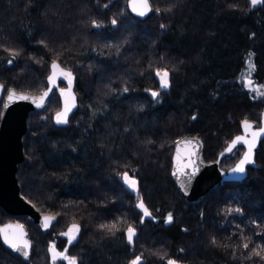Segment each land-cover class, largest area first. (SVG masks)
I'll list each match as a JSON object with an SVG mask.
<instances>
[{"label": "trees", "instance_id": "obj_1", "mask_svg": "<svg viewBox=\"0 0 264 264\" xmlns=\"http://www.w3.org/2000/svg\"><path fill=\"white\" fill-rule=\"evenodd\" d=\"M126 2L0 0V114L9 90L45 89L51 62L72 73L77 100L66 124L55 121V88L42 110L28 113L15 173L19 192L56 221L42 230L0 208V224L21 223L31 240L27 262L0 241V264H52L60 252L77 264H131L136 256L141 264H264L252 255L264 249V138L242 181L221 182L198 203L185 204L170 178L179 138L201 137L203 157L214 159L242 121L259 126L264 98H254L249 80L237 77L252 55L250 80L264 84V7L149 0L150 13L139 19ZM158 69L170 74L167 89H160ZM242 151L237 146L223 156L220 168ZM124 172L138 191L123 183ZM141 199L151 212L143 223ZM169 213L173 220L165 223ZM113 223L114 234L100 228ZM73 224L79 233L69 244L63 233ZM129 225L136 229L132 244Z\"/></svg>", "mask_w": 264, "mask_h": 264}, {"label": "water", "instance_id": "obj_2", "mask_svg": "<svg viewBox=\"0 0 264 264\" xmlns=\"http://www.w3.org/2000/svg\"><path fill=\"white\" fill-rule=\"evenodd\" d=\"M126 5L130 14L136 18L143 19L150 13L149 11L145 16L141 17L138 16L136 12L132 11L130 0H127ZM55 63L58 65V67L56 69H52L51 65L53 64V62L50 63L49 73L46 76V87L39 95H30L23 92L9 90L3 99L2 111L0 114V208L6 214L11 216L25 215L30 223L40 224V228L42 230L48 229L56 221V219L53 215L40 213L21 196L15 173L17 165L23 160L24 157L21 137L26 130V119L28 113L31 111L42 110L52 93V91H49V88L53 90L57 87L59 81L64 80V78L60 75L63 69L57 62ZM54 71L57 74L56 80L53 84H50L48 77L52 75ZM65 84V89H67V81H65ZM45 92H48V95L44 97V100L41 103L40 97L43 96ZM10 93L11 99H9ZM2 94L3 87L0 85V99L2 97ZM21 95L27 96L28 99H19ZM65 95L74 97V102L70 100V103H74V106L71 108V111L68 114L69 118V116L77 107V100L72 86L69 92H67ZM64 101L65 97L60 96L61 106L59 111L63 110ZM37 104H41V106L37 107ZM262 126H264V106L262 107L260 113L259 126L250 128L247 132L242 127L241 132L235 134L226 144V146L217 154L216 158L210 161L205 160L203 157V141L201 137L197 135H186L174 142L171 154L170 178L175 185V188L177 189L179 195L184 200L185 204L200 202L211 189H215L221 182H240L247 176V167H253L255 165L254 151L258 147L259 142L263 140L264 133H261L257 137L256 146L253 149L252 153L253 162L245 166V172L243 174L233 173L231 171V169L234 168L236 164L243 158L245 152H247V145L243 142L237 143V145L235 146L243 147V151L241 153V156L231 167H229L227 170H223L220 168L219 163L223 156L229 154L235 148L234 147L231 149V151H229V146L237 136L251 139L250 133L252 131H258ZM193 138H195L196 143L192 145L184 143L185 141L192 140ZM189 152L196 153V155L193 157V167L185 169V171L189 173L195 171V176L191 178L190 183L188 182V177L181 176L180 179H178L173 175V172L177 170V167L180 164L187 162V155ZM178 156L180 158L179 160H177ZM45 217L49 218V225L47 228L44 227ZM17 225L22 226L23 238L28 242V247L22 249L21 251L14 250L4 242L5 234H7L9 237H12L21 232V229L16 228ZM0 230H3L2 232H0V241L2 245L14 255H17L23 262H27L30 256L31 240L26 235L24 226L16 221H8L0 224ZM24 251L28 252L27 257L23 255Z\"/></svg>", "mask_w": 264, "mask_h": 264}, {"label": "snow or ice", "instance_id": "obj_3", "mask_svg": "<svg viewBox=\"0 0 264 264\" xmlns=\"http://www.w3.org/2000/svg\"><path fill=\"white\" fill-rule=\"evenodd\" d=\"M259 2V0H251V3L253 5H256ZM130 6L132 8L133 12H136L138 16H145L149 11H151V7L149 5V0H130ZM157 12H159V9H156ZM117 23V21L115 19L112 20V24L115 26ZM93 26L94 27H99L100 25L96 24L95 21H93ZM164 25H161V28H163ZM43 43V42H41ZM13 61L9 60L8 63L11 64ZM52 69H56L58 67V65L53 62V64L51 65ZM254 65L250 66V71H254ZM56 73L55 71L53 72L52 75H50L48 77L49 83L53 84L56 80ZM60 75L67 80L68 83V88H61L60 89V94L61 96L65 97V101H64V108L62 111H59L56 113L55 116V121L57 124H66L68 122V114L71 111V108L74 106V103H70V100L74 102V97H69L66 96L65 94L67 92H69L70 88H71V84H72V73L71 72H66V71H61ZM169 72L167 70H157L155 73V76L157 78H159V85H160V89H167L170 86V80H169ZM252 81L249 80L248 84H251ZM49 91H52L51 88H49ZM128 89L125 88L124 92H127ZM48 95V92H45L43 94V96L40 97V101L41 103L44 100V97H46ZM159 95L158 92L156 91H152L151 92V96L155 99L157 98ZM9 99H11V93L9 95ZM19 99L21 100H27L28 97L21 95L19 97ZM41 104H37V107H40ZM195 119V117H193ZM242 127L245 129V131L247 132L248 129H250L252 127V125L247 121H242ZM264 133V126L260 127L258 131H252L250 133L251 139H247L246 137H242V136H237L233 141L232 144L229 146V151H231L232 148H234L237 143L243 142L244 144L247 145V152H245L243 158L236 164V166L234 168L231 169V171L233 173H241L243 174L245 172V166L248 164H251L252 161V153H253V149L256 146V139L257 137L261 134ZM184 143L188 144V145H192L194 143H196L195 138H193L192 140H187ZM179 144V142H178ZM178 152H179V148H178ZM196 155L195 152H189L187 155V162L180 164L177 167V170L175 172H173V175L176 176L178 179H180L181 176H185L189 178V183L191 181V178L195 176V171H192L191 173L185 171V169H189L192 168L194 165V160L193 157ZM179 156L177 157V160H179ZM122 179H123V183L132 191H138V181L134 178V177H130L128 172H124L122 174ZM187 194V193H185ZM136 208L139 209L143 215L141 218V223L144 222V218L146 217H150L151 216V212L149 211V209L146 207L144 201L141 199L137 204H136ZM236 213H240L241 209L236 208L234 210ZM173 220V216L171 213H169L165 219V223H171ZM44 227L47 228L49 225V218L45 217L44 218ZM16 228L21 229V232L19 234H16L12 237H9L7 234L4 235V242L6 244H8L10 247H12L14 250L17 251H21L22 249H25L28 247V242L23 238V233H22V226L17 225ZM101 229H106L108 232L113 233L114 234V229H116V224H102L100 225ZM3 230H0V232H2ZM79 233V226L76 224H73L69 227L68 231L66 233H63V235L67 236L68 238V242L69 244H71V242L76 238V234ZM136 236V229L134 227H132L131 225L128 226L127 230H126V238L129 244H132L134 241V237ZM215 238H213V243H215ZM243 247L245 249H247L249 247L248 243H244ZM259 247V246H257ZM49 251H53L52 248L49 249ZM262 252H264V249H261L260 251H257L256 249H253L252 251V255L255 256H260V258L262 260H264V254H262ZM23 255L25 257L28 256V252L24 251ZM57 255H63V254H53V260L55 261L56 256ZM65 259L68 260V264H77L75 258H68L66 256H64ZM249 259L251 258V256L248 257ZM131 264H141V257L140 256H136L135 259H133L131 261ZM167 264H177L176 260L173 259H169L167 261Z\"/></svg>", "mask_w": 264, "mask_h": 264}, {"label": "rangeland", "instance_id": "obj_4", "mask_svg": "<svg viewBox=\"0 0 264 264\" xmlns=\"http://www.w3.org/2000/svg\"><path fill=\"white\" fill-rule=\"evenodd\" d=\"M248 2H249V5H250L249 8H253L251 0H248ZM245 64H246V67L244 68V71H242V73L237 77V80H239V81L245 80V79L250 80V73L252 72V71H250V66L254 65L253 64V56L252 55H249L246 58ZM254 69H255V65H254ZM155 73H156V71H155ZM246 82H247V86H245V87H247V89H249L250 91L254 92V96H255L254 98H264V84L263 83H251V84H248V81H246ZM65 87H66V84H63V85L62 84H58V86L55 88V90L61 96L60 89L61 88H65ZM251 128H254V127H251ZM240 132H241V130H240ZM205 160L210 161V160H213V158L205 159ZM69 227H67V229L65 230L64 233H66L68 231ZM63 236H65V235H63ZM65 237L67 238V236H65ZM67 241H68V238H67ZM57 254H63V255H57L55 261L53 260L52 264H60V262H63L64 264H68V260L65 259L64 256H66L68 258H71L70 256H68L65 252H60V253H57Z\"/></svg>", "mask_w": 264, "mask_h": 264}, {"label": "flooded vegetation", "instance_id": "obj_5", "mask_svg": "<svg viewBox=\"0 0 264 264\" xmlns=\"http://www.w3.org/2000/svg\"><path fill=\"white\" fill-rule=\"evenodd\" d=\"M263 5H264V0H259V3L256 5L252 4L253 8H256V7L263 8L264 7Z\"/></svg>", "mask_w": 264, "mask_h": 264}, {"label": "bare ground", "instance_id": "obj_6", "mask_svg": "<svg viewBox=\"0 0 264 264\" xmlns=\"http://www.w3.org/2000/svg\"><path fill=\"white\" fill-rule=\"evenodd\" d=\"M230 141V140H229Z\"/></svg>", "mask_w": 264, "mask_h": 264}]
</instances>
